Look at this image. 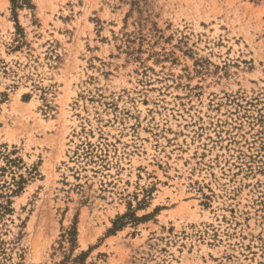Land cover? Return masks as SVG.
Here are the masks:
<instances>
[{
	"label": "rangeland",
	"instance_id": "rangeland-1",
	"mask_svg": "<svg viewBox=\"0 0 264 264\" xmlns=\"http://www.w3.org/2000/svg\"><path fill=\"white\" fill-rule=\"evenodd\" d=\"M0 264H264V0H0Z\"/></svg>",
	"mask_w": 264,
	"mask_h": 264
}]
</instances>
